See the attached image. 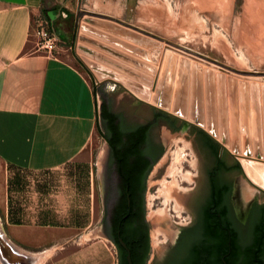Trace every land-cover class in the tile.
Listing matches in <instances>:
<instances>
[{
  "label": "rangeland",
  "instance_id": "rangeland-1",
  "mask_svg": "<svg viewBox=\"0 0 264 264\" xmlns=\"http://www.w3.org/2000/svg\"><path fill=\"white\" fill-rule=\"evenodd\" d=\"M144 2L162 12L158 36L144 25L149 20L143 18ZM116 4L123 9L115 11ZM77 5L72 50L86 61L94 85L111 81L147 105L180 112L205 131L212 129L217 140L246 162V176L264 189V0H77ZM207 35H214L213 46ZM80 46L92 47L101 59ZM160 132L166 148L148 177L146 200L154 214L165 207L178 213L174 201L163 205L158 192L165 179L171 181L175 165L179 187L174 194L181 205L183 187L193 179L194 157L183 132L166 127ZM103 148L96 130L83 152L59 169H16L0 161V195L6 191L9 200L34 211L35 223L49 225L43 231L53 232L55 225L70 228L60 240L55 233L46 247L74 239L80 244L74 247L84 246L90 262L114 264L113 246L99 231L102 209L93 171ZM178 155L184 160L175 163ZM253 191L262 200L264 194L248 182V195Z\"/></svg>",
  "mask_w": 264,
  "mask_h": 264
},
{
  "label": "crops",
  "instance_id": "crops-1",
  "mask_svg": "<svg viewBox=\"0 0 264 264\" xmlns=\"http://www.w3.org/2000/svg\"><path fill=\"white\" fill-rule=\"evenodd\" d=\"M145 3L142 14L149 22L144 25L158 36L163 31L162 12ZM117 5L115 11L120 8ZM77 9V0H0V161L11 168L59 169L74 161L98 131L97 83L94 85L86 61L72 50L74 24L67 12L73 14ZM39 18L49 19L59 34L58 47L52 53L37 49L33 30ZM109 30L105 31L113 35V29ZM192 37L196 40L193 31ZM205 40L208 45L215 43L214 35ZM36 217L22 202L9 200L6 191L0 195L4 235L0 264H99L90 262L84 246L74 247L80 245L74 239L59 247H46L55 233L60 240L70 228L55 225L51 229L56 231H43L49 225L39 226L33 221ZM16 219L25 221L9 222ZM7 247L14 258L6 257ZM54 252L57 256L52 257Z\"/></svg>",
  "mask_w": 264,
  "mask_h": 264
},
{
  "label": "water",
  "instance_id": "water-1",
  "mask_svg": "<svg viewBox=\"0 0 264 264\" xmlns=\"http://www.w3.org/2000/svg\"><path fill=\"white\" fill-rule=\"evenodd\" d=\"M80 47L92 58L101 59ZM134 97L111 81L97 86L99 124L109 141L99 230L115 244L118 264H144L149 249L144 215L146 176L162 153L160 125L178 129L180 121L184 129L189 125L201 129L219 145L202 131L195 132L192 147L198 179L181 198L189 221L157 245L150 264H264V207L243 204L241 196V192L247 194L248 182L263 194L264 189L246 176L242 162L214 138L212 129L207 132L180 112L170 113ZM221 169H241L245 179L229 187Z\"/></svg>",
  "mask_w": 264,
  "mask_h": 264
},
{
  "label": "flooded vegetation",
  "instance_id": "flooded-vegetation-1",
  "mask_svg": "<svg viewBox=\"0 0 264 264\" xmlns=\"http://www.w3.org/2000/svg\"><path fill=\"white\" fill-rule=\"evenodd\" d=\"M180 122H181V125L179 126L178 129H173V128L165 125V124H161L160 127H159V136H160V133H161L160 132L161 128L162 127H166V128H169L172 132H176V133H179V132L182 133L183 132L182 134H184V139L188 140V143L190 145V150H191L192 155L194 157V168L192 167V169H194V173H193V179L191 180V182H189V186L188 187H183L185 189V193H187L193 187H195L197 179H198V168H197V163H196V159H195V155H194V151H193V147H192V139H193V136H194L196 131H199V130L202 131V130L201 129H197V128L193 127L192 125H189L188 127H186L184 129L183 122L182 121H180ZM202 132L205 133L208 137H210L206 132H204V131H202ZM97 134L100 136V138L102 139V141L104 143V148H103V151H102V154H101V157H100V163H97V161H95V159H94V163H93V171L95 173V182H96V186H97L98 192H99V195H98L99 198L98 199H99V203H100L101 209H102V215H101V219H100V222H99V228H100L101 222L103 220V189H102L103 167H104V164H105V158H106V154H107V151H108L109 141H108L107 137L105 136V134L103 133L100 124L98 126ZM160 142H161V146H162V153L158 157L156 162L153 164L151 169L149 170V172H148V174L146 176V180H145V214L144 215H145V221H146L147 228H148L149 249H148V251H147V253L145 255V258H144V264H150L151 263V261L154 258V255H155V248L157 247L158 244H160L163 241L173 237L176 233H178L180 228L182 226H184L189 221V211L185 208V206L183 205L182 202H181V209L179 210L178 214H177V211L173 210L171 207L168 208L167 217L164 218L163 220H161V222H159V224H156L150 218V212H152V211L150 210V208H148V202L146 200V188H147L149 175L151 174L153 168L158 164V162L160 161L161 157L163 156V154L165 152L166 142H165L164 139H162L161 136H160ZM215 143H217V142H215ZM226 148L229 150V147H226ZM231 159H232L234 165L238 164L232 157H231ZM238 160H240L242 162V165H243V167L245 169L246 162L240 157L238 158ZM221 171H222V173H223V175H224L229 187H231L234 184H236V183L240 182L241 180L245 179L243 174H242L241 169L226 170V171L221 169ZM245 173H246V169H245ZM241 196H242L243 204L259 203L260 205H262L264 207V197L262 198V200L258 199L257 194H256L255 191L251 192V194H249V195H248V192H247V194L244 193V192H241ZM247 198H249V200H247ZM152 226L153 227L155 226L154 230H151ZM157 227L160 228L159 232H156ZM163 230H164L165 234L163 233ZM108 240L110 241L111 245L113 246V251H114V254H115V262H114V264H118L117 248H116L115 244L110 239H108Z\"/></svg>",
  "mask_w": 264,
  "mask_h": 264
},
{
  "label": "bare ground",
  "instance_id": "bare-ground-1",
  "mask_svg": "<svg viewBox=\"0 0 264 264\" xmlns=\"http://www.w3.org/2000/svg\"><path fill=\"white\" fill-rule=\"evenodd\" d=\"M168 48V47H167ZM170 48H172L171 46H170ZM173 50V49H172ZM176 51V50H175ZM177 52H180L181 54L182 53H184L183 51H181V50H178ZM187 56H189L190 58H193V59H196V60H200V59H198V58H196V57H194V56H192V55H189V54H187V53H185ZM184 55V54H183ZM220 69V68H219ZM224 70V69H223ZM137 97V96H136ZM142 100V99H141ZM142 101H144V100H142ZM145 102V101H144ZM199 126V125H198ZM200 128H202L201 126H199ZM203 129V128H202ZM216 139V138H215ZM223 144V143H222ZM183 152V151H182ZM183 154V153H182ZM235 156V155H234ZM236 157V156H235ZM182 159L183 158H181L179 155L177 156V158L175 159V163H179V162H182ZM184 160V159H183ZM175 166V165H174ZM174 166H172V171H171V174H170V177H171V181H168V180H164L163 181V184L161 185L162 187L159 189V192H158V195L160 196V197H162L163 199H164V201H163V205H168L171 201H174V203H175V209H177L178 211L181 209V205H180V202L178 201V199L175 197V194L177 193V190H176V188H178L179 187V185H178V183H177V180H176V178H175V175H176V171H175V167ZM243 166V165H242ZM170 169V170H171ZM243 169H244V167H243ZM168 171V170H167ZM244 172H245V169H244ZM246 174V173H245ZM177 177V176H176ZM249 179H250V177H249ZM175 187V188H174ZM175 193V194H174ZM166 213H167V211H166V207L165 208H163V209H161V210H159L158 211V214H154V212H151V214H150V218L152 219V220H154V219H156L157 218V220H163L164 218H166ZM178 214V213H177ZM176 214V215H177ZM156 220V221H157ZM159 222V221H158ZM2 230V228H1V226H0V231ZM2 232V231H1ZM164 234H165V232H164ZM0 242L3 244V241H1V236H0ZM6 257L8 258V259H12V258H14L15 256L12 254V252L8 249V248H6Z\"/></svg>",
  "mask_w": 264,
  "mask_h": 264
},
{
  "label": "built area",
  "instance_id": "built-area-1",
  "mask_svg": "<svg viewBox=\"0 0 264 264\" xmlns=\"http://www.w3.org/2000/svg\"><path fill=\"white\" fill-rule=\"evenodd\" d=\"M34 25L33 34L36 37L37 49L46 53L54 52L58 47L59 37L51 24L47 20L39 18L34 21Z\"/></svg>",
  "mask_w": 264,
  "mask_h": 264
},
{
  "label": "trees",
  "instance_id": "trees-1",
  "mask_svg": "<svg viewBox=\"0 0 264 264\" xmlns=\"http://www.w3.org/2000/svg\"><path fill=\"white\" fill-rule=\"evenodd\" d=\"M67 17H68V20H72V18H73V14L72 13H69V12H67ZM47 20V19H46ZM47 21H49L50 22V20L48 19ZM51 23V22H50ZM53 29H54V31L56 32V34L58 35V37H59V34H58V32L56 31V29H55V26H53Z\"/></svg>",
  "mask_w": 264,
  "mask_h": 264
}]
</instances>
